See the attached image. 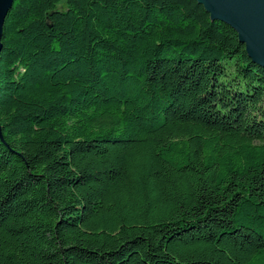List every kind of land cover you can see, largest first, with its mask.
Segmentation results:
<instances>
[{
  "label": "trees",
  "instance_id": "16d2710c",
  "mask_svg": "<svg viewBox=\"0 0 264 264\" xmlns=\"http://www.w3.org/2000/svg\"><path fill=\"white\" fill-rule=\"evenodd\" d=\"M0 264H264V67L196 0H13Z\"/></svg>",
  "mask_w": 264,
  "mask_h": 264
},
{
  "label": "water",
  "instance_id": "95a60500",
  "mask_svg": "<svg viewBox=\"0 0 264 264\" xmlns=\"http://www.w3.org/2000/svg\"><path fill=\"white\" fill-rule=\"evenodd\" d=\"M209 14L230 26L238 41L245 46L247 56L264 67V0H196ZM13 0H0V50L4 20ZM0 138L2 134L0 130Z\"/></svg>",
  "mask_w": 264,
  "mask_h": 264
}]
</instances>
